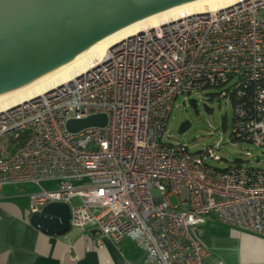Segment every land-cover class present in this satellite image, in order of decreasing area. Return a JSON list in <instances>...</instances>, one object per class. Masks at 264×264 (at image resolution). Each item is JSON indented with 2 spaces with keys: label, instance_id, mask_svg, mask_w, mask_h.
Here are the masks:
<instances>
[{
  "label": "built area",
  "instance_id": "obj_1",
  "mask_svg": "<svg viewBox=\"0 0 264 264\" xmlns=\"http://www.w3.org/2000/svg\"><path fill=\"white\" fill-rule=\"evenodd\" d=\"M209 89L233 107L232 139L263 146L264 0L144 30L73 81L0 112V196L6 185L59 181L31 195V213L69 204L72 228L95 225L98 244L130 239L144 264H210L212 216L264 238V168H218L219 150L165 141L176 100ZM99 114L105 127L67 128Z\"/></svg>",
  "mask_w": 264,
  "mask_h": 264
},
{
  "label": "water",
  "instance_id": "obj_2",
  "mask_svg": "<svg viewBox=\"0 0 264 264\" xmlns=\"http://www.w3.org/2000/svg\"><path fill=\"white\" fill-rule=\"evenodd\" d=\"M211 0H0V99L71 64L123 30L181 8ZM106 114L70 120L79 132L105 127ZM71 207L51 203L32 213L42 233L72 229Z\"/></svg>",
  "mask_w": 264,
  "mask_h": 264
},
{
  "label": "crops",
  "instance_id": "obj_3",
  "mask_svg": "<svg viewBox=\"0 0 264 264\" xmlns=\"http://www.w3.org/2000/svg\"><path fill=\"white\" fill-rule=\"evenodd\" d=\"M55 180L6 185L0 196V264H144L146 253L130 239L103 238L95 225L64 236L42 233L30 223L31 195L56 190ZM83 183H78V185ZM203 244L210 264H264V238L232 228L212 216Z\"/></svg>",
  "mask_w": 264,
  "mask_h": 264
},
{
  "label": "rangeland",
  "instance_id": "obj_4",
  "mask_svg": "<svg viewBox=\"0 0 264 264\" xmlns=\"http://www.w3.org/2000/svg\"><path fill=\"white\" fill-rule=\"evenodd\" d=\"M219 93L217 89H209L179 97L172 110L165 141L184 143L194 153L211 147L219 150L218 154L227 161H210L218 168L225 169L239 163L264 168V144L259 147L232 140L233 107L227 99L218 97ZM185 123L190 128L182 132ZM53 183L59 186V181ZM169 199L172 205L178 204L175 196ZM79 204V198L73 200V205Z\"/></svg>",
  "mask_w": 264,
  "mask_h": 264
},
{
  "label": "bare ground",
  "instance_id": "obj_5",
  "mask_svg": "<svg viewBox=\"0 0 264 264\" xmlns=\"http://www.w3.org/2000/svg\"><path fill=\"white\" fill-rule=\"evenodd\" d=\"M239 1L242 0H211L192 6H187L127 28L114 35L112 38L99 44L93 50L78 58L71 64L52 73L41 81L16 93L1 98L0 112H3L13 106L28 102L32 99L41 97L55 90L57 87L73 81L75 78L90 70L97 62H100L101 59H103L108 54L113 46L122 40L127 39L128 37L137 35L144 30L157 28L163 24H167L168 22L179 18L182 14H198L210 9H224L236 4Z\"/></svg>",
  "mask_w": 264,
  "mask_h": 264
},
{
  "label": "trees",
  "instance_id": "obj_6",
  "mask_svg": "<svg viewBox=\"0 0 264 264\" xmlns=\"http://www.w3.org/2000/svg\"><path fill=\"white\" fill-rule=\"evenodd\" d=\"M189 128H190L189 124L188 123H185V124L182 125L181 131L182 132H186Z\"/></svg>",
  "mask_w": 264,
  "mask_h": 264
}]
</instances>
